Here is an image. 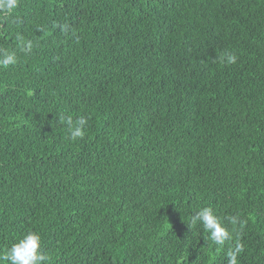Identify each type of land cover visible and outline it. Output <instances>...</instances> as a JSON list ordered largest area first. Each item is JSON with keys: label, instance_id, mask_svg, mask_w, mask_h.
<instances>
[{"label": "trees", "instance_id": "16d2710c", "mask_svg": "<svg viewBox=\"0 0 264 264\" xmlns=\"http://www.w3.org/2000/svg\"><path fill=\"white\" fill-rule=\"evenodd\" d=\"M0 24V257L36 231L48 264H228L238 236L264 264V0H19ZM202 207L243 230L218 248Z\"/></svg>", "mask_w": 264, "mask_h": 264}, {"label": "clouds", "instance_id": "9594fccd", "mask_svg": "<svg viewBox=\"0 0 264 264\" xmlns=\"http://www.w3.org/2000/svg\"><path fill=\"white\" fill-rule=\"evenodd\" d=\"M19 0H0V20L6 24L9 18L13 15L14 10L18 8ZM15 21H13L14 23ZM0 26H3L0 24ZM62 31H67L68 25H58ZM20 51L25 54H30L34 45L30 40H25L22 36L16 37ZM222 62L235 64L238 56L235 53H225L220 57ZM18 63V55L16 51H9L0 48V69H7ZM88 117L80 116L73 119L72 116L60 117L68 131L69 138L73 141L83 138L88 128ZM228 223L232 225V230L224 224V219L217 216L211 207H202L192 215L188 227H196L201 225L205 232L209 234V239L218 248L225 245L226 242L234 239L233 232L243 230L245 221L239 216L226 217ZM239 225V228H237ZM244 245L240 242L238 236L235 238V243L227 252L228 264H238V257L243 252ZM0 260L7 261L8 264H48L49 255L44 251L43 239L40 233L36 231H28L19 238L6 253L0 257Z\"/></svg>", "mask_w": 264, "mask_h": 264}]
</instances>
